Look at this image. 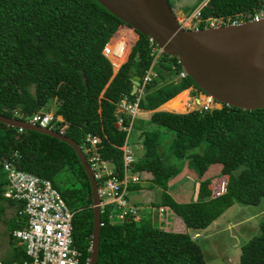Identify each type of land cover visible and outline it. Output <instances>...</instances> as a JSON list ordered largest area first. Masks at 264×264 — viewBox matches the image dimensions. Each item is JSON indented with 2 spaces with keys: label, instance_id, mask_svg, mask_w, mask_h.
Returning a JSON list of instances; mask_svg holds the SVG:
<instances>
[{
  "label": "trees",
  "instance_id": "1",
  "mask_svg": "<svg viewBox=\"0 0 264 264\" xmlns=\"http://www.w3.org/2000/svg\"><path fill=\"white\" fill-rule=\"evenodd\" d=\"M260 10H264V0H209L201 9V20ZM121 26L125 24L95 0H0V115L27 122L55 100L54 115L63 121L54 128L59 131L66 126L65 136L78 145L86 134L99 138L101 159L114 166L120 179L123 153L119 148L124 146L127 132L115 126L117 105L123 98L134 102L131 79L142 77L153 59L149 37L137 34L135 42L136 35L126 31L129 29L115 37ZM112 37L113 43L125 39L130 47L134 44L115 76L111 62L102 55ZM156 70L169 77L179 73L180 65L175 57L162 54ZM157 81L159 78L146 87L139 102L141 111L158 110L173 102L182 105L186 97L181 96L190 93L189 87L205 94L189 77L161 88L155 87ZM150 122L172 137L165 143L160 142L158 130L142 131L138 140L143 156L131 170L153 174L150 188L162 191L161 203L155 206L169 207L187 229L204 230L233 205L258 206L264 200V109L243 111L223 105L210 113L157 111ZM123 125H128L125 117ZM140 128V124L135 127ZM199 148L201 153L193 152ZM5 160L49 180L59 192L74 212V246L85 264L93 232L91 189L74 149L55 138L0 124V217L3 202L17 205L3 196ZM185 161L199 178L211 165L221 164V175L227 177L225 193L212 197L210 180H204L195 201H174L167 193L168 181L181 173ZM236 171L240 172L235 175ZM139 189L138 185L128 186L129 191ZM111 210L107 206L101 213L97 264H207L189 234L163 231L150 219L131 216L123 223H111ZM23 222L17 214L10 242H14L12 232ZM24 258L22 255L18 262ZM239 264H264V221L259 233L241 246Z\"/></svg>",
  "mask_w": 264,
  "mask_h": 264
},
{
  "label": "built area",
  "instance_id": "2",
  "mask_svg": "<svg viewBox=\"0 0 264 264\" xmlns=\"http://www.w3.org/2000/svg\"><path fill=\"white\" fill-rule=\"evenodd\" d=\"M208 1L196 8L187 20L181 19L175 13L178 24L182 29L198 31L224 25L258 22L264 19V10H260L254 14L239 12L226 18H208L203 21L201 20V9L206 6ZM202 24L203 28H201ZM108 42L102 50V55L110 63L106 54ZM149 42L152 48L153 59L148 70L140 77L139 85L134 95V102L123 98L117 105L116 124H118L119 130L127 132V137L137 117L134 112L140 110L139 102L145 94L146 87L159 78L156 68L163 53L150 38ZM171 67L174 72L177 71L176 66ZM114 75L116 74L114 73ZM170 77L172 78L171 82L177 84L188 76L180 66L179 73ZM195 95V97H192L195 108L191 112L210 113L223 107V104L215 101L211 96L196 93ZM200 96L204 99L201 105L197 103ZM124 117L128 119L127 126L123 125ZM62 121V119H58L55 115L40 112L31 116L27 122L44 129L57 131L54 125ZM65 128L66 126H62L57 132L65 135ZM127 137L124 146L119 148L123 153L122 179L119 178L113 168H108L106 162L101 159L98 151L99 138L86 134L82 145H80L97 183L102 211L107 206L112 207L108 215L111 223H123L127 217L137 216V209L130 206L128 201L127 173L132 169L135 158L132 151L126 146ZM2 166V173L5 176L3 180L5 182L3 196L8 200L15 201L18 208L19 206L22 207V210L18 211L17 214L24 220V225L12 232V238L16 247L19 251H22L25 258L20 262H13L11 264H81L80 255L74 246L72 236L74 212L69 209L51 182L17 169L11 161H3ZM225 191L226 182L222 181L216 190L212 191V197H218L224 194ZM88 263L89 259L86 260L85 264ZM0 264L4 263L0 262Z\"/></svg>",
  "mask_w": 264,
  "mask_h": 264
},
{
  "label": "water",
  "instance_id": "3",
  "mask_svg": "<svg viewBox=\"0 0 264 264\" xmlns=\"http://www.w3.org/2000/svg\"><path fill=\"white\" fill-rule=\"evenodd\" d=\"M137 34L149 37L162 53L175 57L194 84L226 107L264 109V19L201 30H184L168 0H95ZM139 76L131 79L135 95ZM0 124L34 131L74 149L91 189L93 232L88 264H97L101 205L92 170L71 138L15 118L0 115Z\"/></svg>",
  "mask_w": 264,
  "mask_h": 264
},
{
  "label": "rangeland",
  "instance_id": "4",
  "mask_svg": "<svg viewBox=\"0 0 264 264\" xmlns=\"http://www.w3.org/2000/svg\"><path fill=\"white\" fill-rule=\"evenodd\" d=\"M202 1L203 2L200 3L197 6V8L206 2L204 0ZM193 12L194 10L191 11L189 14L185 15L184 17L180 13L177 14L181 19L184 18V20H187L193 14ZM121 28L129 29L126 31H132L136 35L135 42L137 41L138 35L135 33V31H133L131 28H128L127 26H121ZM126 35L129 38L128 32L126 33ZM118 36H119V32L116 33L115 37ZM129 42H131L130 38H129ZM159 74L160 77H159V81L156 82V86H155L156 88H161L167 84L174 85V82H171L172 78L170 76L167 77L166 74H164V72L162 71ZM162 74L165 75L166 77L162 76ZM188 90L190 92L189 94L185 93L183 96H181V97L184 96L186 97V99L181 103L182 105L178 104L179 105L178 107V105H176L175 102H173L171 103V105H168V107H164L163 105L157 111L178 112L179 114L191 112L195 108L192 97H195L196 95L194 92H192L191 88H188ZM200 98L203 103L204 101L203 97L200 96ZM47 105L48 106H46V109L42 113H48V114H50L51 112L54 113L56 111V107L58 106V102L53 100ZM183 106L185 108H183ZM149 114L150 112L147 113L143 112L141 115L137 116L135 120H138L137 118H141V117H148ZM137 124L138 123L135 121L132 128L135 129ZM115 126L118 128V124H115ZM142 129L143 128L141 126L140 130ZM171 137L172 134L170 132H167L166 130L165 131L161 130L160 141L166 143L168 142V140H170ZM193 152L201 153L202 148L196 149ZM142 155H143V149L141 150L140 156ZM170 161L172 163H176L173 157H171ZM239 172L240 171H236L235 175H237ZM225 180L226 179L222 175H217V176L215 175L209 187L212 189V191H214L216 190L217 186H219L220 183ZM213 182L214 184L212 187ZM7 205L8 202H3L4 217L0 218L2 219L1 220L2 222L0 221V225H1L0 226V241H1L0 262L4 264L5 262L13 261L15 258H17V252H18L15 242H11V245L7 247V243L10 240L9 239L10 231H12V227L14 224V219L7 220L9 219V217H12L13 215L8 211ZM220 218H219L220 221L216 223L210 231H206L205 233H203L196 240V243L200 246L204 255V259L207 264H239L241 246L259 233L258 232L259 225L262 221H264V200L261 202L259 206L235 205L234 208L225 211ZM6 220L7 222L4 223L3 221ZM153 224L158 227V223L156 220L155 223ZM188 234L192 236L193 232L188 231Z\"/></svg>",
  "mask_w": 264,
  "mask_h": 264
},
{
  "label": "crops",
  "instance_id": "5",
  "mask_svg": "<svg viewBox=\"0 0 264 264\" xmlns=\"http://www.w3.org/2000/svg\"><path fill=\"white\" fill-rule=\"evenodd\" d=\"M204 1H208V0H204ZM169 2L170 4L172 3L173 5L171 6L174 10V13L176 14L180 13L184 17L185 15L189 14L191 11L195 10L197 6L203 1L202 0H169ZM123 29L125 28L120 27L118 32L122 31ZM142 111L146 113L150 112L148 117L137 118L140 121V123L138 122V124H140V126H142L143 129L134 130L132 128V130L130 131V134L127 137V144H126V146L132 151L134 155L135 163L137 162L138 158L143 156V155L140 156L142 148L140 144H138L139 134L145 130H150V131L158 130L161 136V130L165 131L164 128H159V127L157 128V125L150 122V118L152 114L156 112V109L153 111H148V110H142ZM59 118L61 117L59 116ZM106 164L108 168L112 169L114 167L111 163L106 162ZM221 170H222L221 164H213L207 169L204 175L201 178H199L193 170H190L188 168V161H185L183 164L181 173L168 181L167 193L177 203L185 204V203L193 202L196 200L198 189H199V184L204 180H210V183H211L215 175L216 176L221 175ZM223 177L226 179L225 182H227L226 176H223ZM152 180H153V174L151 172L130 170L127 173L128 186L134 184V185H138L141 188L139 190L129 191V194H128L129 205L137 209L136 218L138 220L139 219H150L152 223H155V220H156L158 223V228H160L163 231L188 234V231H191V230L185 227L182 220L179 217H177L169 209V207H163V206L156 207L155 206L161 203L162 191L160 189H157L156 187L150 188L152 185ZM213 184L214 182L212 183V187H213ZM209 189L212 191L210 187ZM7 206H8V211L13 214L12 217H9V219L7 220H10V219L15 220L17 213H18V206L10 205V204H8ZM234 207L235 205H233L231 208H234ZM2 217H4V213L0 218ZM219 218L215 220L212 223V225H210L204 230L192 231L193 235L191 236V238L196 241L203 233H205L206 231H210L212 227H214V225L220 221L221 218L220 219ZM1 220L2 219H0V221ZM7 220L3 222L6 223ZM10 245H11V242L8 241L7 247ZM17 250H18L17 258H15L13 261H8L5 263L11 264L13 262H18V259L22 257L23 253L20 254L18 248Z\"/></svg>",
  "mask_w": 264,
  "mask_h": 264
},
{
  "label": "bare ground",
  "instance_id": "6",
  "mask_svg": "<svg viewBox=\"0 0 264 264\" xmlns=\"http://www.w3.org/2000/svg\"><path fill=\"white\" fill-rule=\"evenodd\" d=\"M113 41L114 39L112 40L111 38L110 41L108 42L106 48V54L112 64L114 73L117 74L119 70L123 67L125 62L127 61L130 52L129 48L131 49V47L130 44L125 39L117 40L114 43ZM197 103L201 105L202 100L198 99ZM134 113L137 116H139L143 112L141 110H136ZM50 115H53V113L51 112ZM58 119L61 118L58 117Z\"/></svg>",
  "mask_w": 264,
  "mask_h": 264
},
{
  "label": "flooded vegetation",
  "instance_id": "7",
  "mask_svg": "<svg viewBox=\"0 0 264 264\" xmlns=\"http://www.w3.org/2000/svg\"><path fill=\"white\" fill-rule=\"evenodd\" d=\"M191 88L192 92L196 93V94H200V95H203L202 92H200L198 89H196L195 87H189Z\"/></svg>",
  "mask_w": 264,
  "mask_h": 264
},
{
  "label": "clouds",
  "instance_id": "8",
  "mask_svg": "<svg viewBox=\"0 0 264 264\" xmlns=\"http://www.w3.org/2000/svg\"><path fill=\"white\" fill-rule=\"evenodd\" d=\"M119 28H120V27H119ZM135 33H136V32H135ZM136 34H137V33H136ZM110 39H111V38H110ZM110 39H109V40H110ZM133 45H134V44H133ZM131 48H132V47H131ZM130 51H131V49H130ZM114 76H115V75H114ZM53 115H54V113H53ZM56 117H59V116H56ZM61 119H62V117H61Z\"/></svg>",
  "mask_w": 264,
  "mask_h": 264
}]
</instances>
